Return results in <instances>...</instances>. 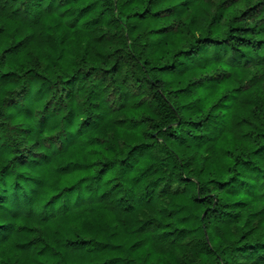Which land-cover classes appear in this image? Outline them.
<instances>
[{
  "label": "trees",
  "instance_id": "trees-1",
  "mask_svg": "<svg viewBox=\"0 0 264 264\" xmlns=\"http://www.w3.org/2000/svg\"><path fill=\"white\" fill-rule=\"evenodd\" d=\"M4 250L264 264V0H0Z\"/></svg>",
  "mask_w": 264,
  "mask_h": 264
},
{
  "label": "rangeland",
  "instance_id": "rangeland-1",
  "mask_svg": "<svg viewBox=\"0 0 264 264\" xmlns=\"http://www.w3.org/2000/svg\"><path fill=\"white\" fill-rule=\"evenodd\" d=\"M5 263L11 264V261H10L9 257L7 256V254H5V250H4V251H0V264H5Z\"/></svg>",
  "mask_w": 264,
  "mask_h": 264
}]
</instances>
